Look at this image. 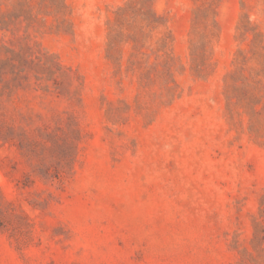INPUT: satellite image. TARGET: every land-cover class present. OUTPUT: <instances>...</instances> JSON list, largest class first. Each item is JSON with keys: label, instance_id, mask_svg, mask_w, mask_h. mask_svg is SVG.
<instances>
[{"label": "rangeland", "instance_id": "obj_1", "mask_svg": "<svg viewBox=\"0 0 264 264\" xmlns=\"http://www.w3.org/2000/svg\"><path fill=\"white\" fill-rule=\"evenodd\" d=\"M0 264H264V0H0Z\"/></svg>", "mask_w": 264, "mask_h": 264}]
</instances>
